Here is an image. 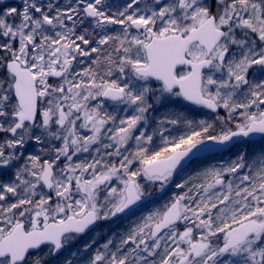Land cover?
I'll use <instances>...</instances> for the list:
<instances>
[{"label": "snow or ice", "instance_id": "6c2138e0", "mask_svg": "<svg viewBox=\"0 0 264 264\" xmlns=\"http://www.w3.org/2000/svg\"><path fill=\"white\" fill-rule=\"evenodd\" d=\"M257 137L264 0H0V264H264ZM214 148L238 151L76 244Z\"/></svg>", "mask_w": 264, "mask_h": 264}, {"label": "rangeland", "instance_id": "374dc122", "mask_svg": "<svg viewBox=\"0 0 264 264\" xmlns=\"http://www.w3.org/2000/svg\"><path fill=\"white\" fill-rule=\"evenodd\" d=\"M116 2L117 3H121L120 2V0H116ZM226 115V113H225V111H223L222 112V114H221V116H225ZM216 120V118H213V119H208L207 121H209V122H214ZM208 167H210V166H208ZM203 169H205V168H202V170ZM200 169H193L192 171H191V173L192 174H194V173H196L197 171H199ZM191 174V175H192ZM183 176H185L186 178H188V176H189V174H182ZM174 178V177H173ZM172 178V181L167 185V187L164 189V191H159L158 190V185L156 186V189H152V190H158L159 191V199H156L155 201H154V203H153V207L155 208V207H158V203H164V202H166V201H168L174 194H178L179 193V189L176 187V186H174V190H172V187H173V183L175 182V180H176V178H177V176H176V178L175 179H173ZM151 190V191H152ZM169 191V192H168ZM182 191V190H181ZM177 192V193H176ZM152 209H150V211H151ZM133 219H135V218H133ZM132 219V220H133ZM120 222V221H119ZM114 223V219L113 220H100V222H99V228H98V230H97V232L95 233H93L92 235H90V236H88V237H86L84 240H78L77 242H76V244L77 245H79V244H83V243H85V242H91L93 239L95 240V242H96V244L94 245V247L95 246H99V245H102V244H104L106 241H107V239L109 238V230L112 228V224ZM130 223H131V220H129V225H130ZM132 224V223H131ZM111 225V226H110ZM116 225H118V223L116 224ZM119 233H121V230H120V232ZM75 250V249H74Z\"/></svg>", "mask_w": 264, "mask_h": 264}, {"label": "flooded vegetation", "instance_id": "af4514ba", "mask_svg": "<svg viewBox=\"0 0 264 264\" xmlns=\"http://www.w3.org/2000/svg\"><path fill=\"white\" fill-rule=\"evenodd\" d=\"M262 140H260V142H261ZM261 149H264V144L263 145H261L260 146V148H259V150H258V153H259V151L261 150ZM235 150H237V149H232L231 151H228V150H223V151H220V152H218V153H215V155H212V156H210V157H207V158H205V159H203V160H196V161H194V162H192V163H190L189 165H187V166H185V167H183L182 169L180 168V169H178L177 170V172L174 174V178H175V175L178 173V172H180L181 170H184V169H188V170H191V169H193V168H195V167H198V166H200V167H202V165H200V163H202V162H204V161H206V160H212V158H218V161H217V163H216V165H219V164H222V163H225V162H227V161H229V160H232V158L230 157L231 156V152H234ZM173 178V179H174ZM155 193H156V196H155V199L154 200H156V199H159V191L158 190H155ZM153 200V201H154ZM161 205V203H158V207ZM153 204H150V205H148V206H145V204H143V205H141V206H139L137 209H135V212H136V215H132L131 213H128V214H123V215H121L120 217V221L123 223V224H121V225H116L115 223H116V221H114V223L112 224V228L109 230V232L110 233H112V232H116V228L117 227H120V229H121V232L122 233H124L132 224L131 223H133L134 221H136L137 219H139V217L141 216V215H146L149 211H150V209H152L153 210ZM133 218H135V219H133ZM133 219V220H132ZM129 220H131V223H130V225H129ZM117 221H118V219H117ZM125 224H126V226H125ZM111 226V225H110ZM99 231V230H98Z\"/></svg>", "mask_w": 264, "mask_h": 264}, {"label": "water", "instance_id": "95a60500", "mask_svg": "<svg viewBox=\"0 0 264 264\" xmlns=\"http://www.w3.org/2000/svg\"><path fill=\"white\" fill-rule=\"evenodd\" d=\"M11 2H18V3H20V0H11ZM259 137H257L256 139H258ZM219 149H221V148H214V149H210V150H208V151H204V152H200V153H197L196 155H194V156H191L190 158H188L187 160H186V162H184L183 164H186V163H188V162H190L192 159H194V158H196V157H198V156H204V155H207V154H209V153H212V152H215L216 150H219ZM141 203H143V202H141ZM139 206V205H138ZM137 207V206H136ZM135 207V208H136ZM96 226V224L88 231V232H90L94 227ZM87 232V233H88Z\"/></svg>", "mask_w": 264, "mask_h": 264}]
</instances>
